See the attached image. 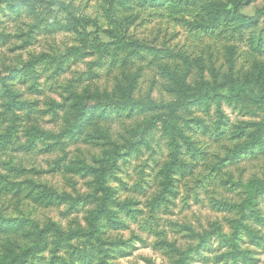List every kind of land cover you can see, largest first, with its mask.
Segmentation results:
<instances>
[{"label":"rangeland","instance_id":"obj_1","mask_svg":"<svg viewBox=\"0 0 264 264\" xmlns=\"http://www.w3.org/2000/svg\"><path fill=\"white\" fill-rule=\"evenodd\" d=\"M53 1L81 26L49 4L10 8L0 0V88L7 78L20 102L8 108L11 99L0 90V217L11 222L0 227V264L35 241L36 226L87 228L100 196L93 171L116 147L121 155L104 179L114 212L98 239L60 241L47 233L44 248L13 264H176L182 256L181 264H264V194L244 211L249 231L237 237L243 254L231 245L247 185H264V100L251 97L264 94V15L241 23L232 14L235 0H112L111 14L107 0ZM258 10L264 0H248L240 12ZM118 20L127 26L123 43L95 33L120 34ZM176 67L188 92L219 88L173 111L195 152L180 131L173 143L157 118L176 99L168 75ZM73 94L87 100L76 132L67 126ZM123 94L141 109L118 111ZM104 99L112 101L107 109ZM259 125V138L236 155ZM130 144L138 149L127 152ZM175 153L185 165L172 174L169 193L160 172ZM77 164L87 171L65 170ZM46 187L74 199L42 201Z\"/></svg>","mask_w":264,"mask_h":264},{"label":"trees","instance_id":"obj_2","mask_svg":"<svg viewBox=\"0 0 264 264\" xmlns=\"http://www.w3.org/2000/svg\"><path fill=\"white\" fill-rule=\"evenodd\" d=\"M6 3L8 4V6L10 8L13 7H18L20 5H29L30 3H43V4H49L52 6H55L57 9L63 11L66 16L69 18V20H71V22H74L76 25L81 26L79 20L72 14V12L69 10V8L58 2V1H53V0H5ZM248 0H235V2L232 3V14L233 16L236 17V19H238L241 23L247 24L253 20H256L260 17H262L264 15V12L261 10H258L254 16H246L241 14L240 9L241 7L247 3ZM107 4H108V14L112 13V9H111V5H112V0H107ZM220 10L219 8L215 9L216 14L219 13ZM119 25L122 28V31L120 34H114L111 30H103L102 28H97L95 33H102L112 39L115 40H119L122 41L120 43H123L126 40V36H125V30L127 28L126 23L123 20H118ZM82 31L85 35H88L85 31V28H82ZM201 64V63H199ZM178 72V68L176 67L174 71L169 72L168 71V75L171 77V80L174 83V89L172 90V92L174 93V95L176 96V99L170 104V110L168 111V113H161L159 115L161 121L163 123L166 124L167 128H168V134L170 135L172 142L175 143L176 141V134L180 131L181 133H178V137H181L184 141V143L187 144L188 147H190L191 149H193V152H195L198 148H195V145L191 142L189 135H185L183 133V131L177 127L176 125V117L173 113L174 109H177L178 107H180L181 105H187L189 104L188 101L190 102H194V101H199L202 99H205L209 96H212L214 93L217 92V90L219 88H217L216 90H212L210 92H207L205 94H200V91H193V92H188L187 89L184 88V86L180 83V78H179V73ZM5 81V83H4ZM3 86L2 88H0V90L4 93V95L11 99L10 104L7 106L8 108H18L20 107V102L17 101V97L14 93V91L11 89V86L7 83V78L4 79L3 81ZM241 89L243 88V85L240 86ZM220 88H223V86H221ZM125 91V90H123ZM129 93V92H128ZM239 94V92L237 93ZM127 94H123V99L119 100L117 102V106L115 107L118 111H121L123 109H125L128 107L131 108H136V109H141L140 107H142L140 104L136 103L134 100L129 101V99H127ZM251 97L253 100H255L256 102H262L264 100V94L261 95L260 97L256 96L255 93L251 92ZM96 100H94L95 102ZM96 106L98 105L97 103H94ZM86 105H87V100L85 99H81L77 94H73L72 95V100L71 103L69 105V109L67 111V126L70 124V127L72 128L73 132H76L79 128V126L83 125L81 124L82 121L85 118V114H86ZM100 105H102V107L104 109H107L110 105H112V101L110 99H104L102 102H100ZM149 122V121H146ZM148 124H153L152 122H149ZM262 127V125H259L258 128L253 132V134H251L250 136V140L249 142H247L246 144L242 145L238 151H236V155H238L240 152L242 151H246V149L248 148V146L252 145L255 143V141L259 138V129ZM238 129H240L241 131H244V125L242 127H239ZM203 132V131H201ZM204 134H207L205 132H203ZM140 135V141L145 145V146H149V142L146 141V139H144L142 134ZM244 135L243 133H240L234 137H239L241 138ZM42 137H46L47 135H41ZM49 138H55V136L52 134H48ZM107 144H109L107 142ZM179 145V144H178ZM177 142L175 144V147H178ZM132 149H138L134 146V144H130L129 147L127 148V152L131 151ZM190 149V150H191ZM205 153V149H202L200 154H204ZM121 155V148L120 147H116L113 150H111L110 152L105 153L104 157H103V164L101 165V167L96 170L93 171V175L95 177V189L100 193V196L98 198H96V200L94 199V208L89 212L87 219V228L83 229V228H73L68 230L66 233H63L62 230L60 229L59 225L56 224L55 222H51L50 224L39 228L38 226L34 227V231L33 234L35 236V241L33 243H31L29 246H27L26 248H24L22 250L21 253L14 255L8 262H6L5 264H13L15 261H24L26 260L30 254L37 252L38 250L44 248V246L47 244V235L51 234V235H56L57 238L60 241H69L71 239H75L78 240L80 238L85 239L86 241H89L91 239L93 240H97L99 235L101 234V230L105 228V223L106 220L109 219H105L104 217H110L109 214L113 213L114 211L111 210L109 204H110V199H111V192H110V187H108L104 181L106 174L108 173V169L109 167H112L115 165L116 160L120 157ZM172 160L165 165V167L162 169V171L160 172L162 175V181L160 182L164 189L169 191V193L171 192L170 190L172 189V185L169 188V184L172 180V174L177 173V171H179L178 166L179 165H185V162L182 158H180L179 154L175 153L172 154ZM78 165V164H77ZM74 165L72 167H67L65 168L66 171H70V170H75L76 172H86L87 170H84L82 167H80L79 165ZM213 165V164H212ZM214 168L216 167V165H213ZM213 168V169H214ZM262 184H259V182H255V181H251L249 182V184L247 185V199L244 200L241 205L239 206V217L234 219L232 221V229H233V235L235 236V239L232 241L231 245L232 248L234 250H236V252H239L241 254H243L242 252L238 251L237 247H238V242L237 240L239 238V234L241 231L243 232H247L249 231L248 228H246L244 225H242V220H243V215L245 214L244 211H252L253 207L255 206L256 203V198L262 194H264V185L261 186ZM28 186L31 187L32 183L30 181H28ZM46 190L49 192L48 195L43 196L42 201L44 200H48L50 202H52V199L56 200H63V199H67V200H73L74 198L72 197V195L67 194L65 192L60 193L57 192L53 189L47 188ZM231 207V205H230ZM254 212L256 214V216L258 215L257 211ZM11 223L10 221H4L3 218L0 217V227L2 229H7V225ZM213 229H216L217 233H220L219 231V227L218 226H213ZM253 233H256L254 230L252 231ZM48 233V234H47ZM207 232L204 234L206 235ZM202 238V237H201ZM37 239V240H36ZM202 241V240H201ZM58 243V242H57ZM98 248V247H97ZM101 252L103 254L104 257H106L107 254V249H101ZM233 258V257H232ZM184 259V256H182V258H180V260L176 261V264H181Z\"/></svg>","mask_w":264,"mask_h":264}]
</instances>
